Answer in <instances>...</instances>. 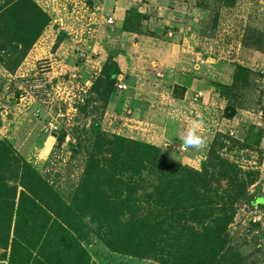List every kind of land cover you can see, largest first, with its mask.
I'll return each instance as SVG.
<instances>
[{"label": "rangeland", "instance_id": "1", "mask_svg": "<svg viewBox=\"0 0 264 264\" xmlns=\"http://www.w3.org/2000/svg\"><path fill=\"white\" fill-rule=\"evenodd\" d=\"M33 1L50 15L51 22L14 74L7 72L0 62V140L8 139L14 149L57 188L64 192L74 188L83 166L78 159H70L67 144L70 137L67 136L65 143L59 145L55 132H69L75 118L90 123L92 116L86 119L85 113L77 107L87 104V98H104L103 94L98 95L93 90L94 87L97 89L94 84L104 75L109 54L118 51L116 61L122 64L124 71L130 69V74L121 73L119 82L125 88L121 90V95L117 81V90L112 96L127 93L136 97L149 96L148 107L154 104L155 110L152 113L147 109L139 117L140 120L119 114L111 116L108 109L112 99L108 105L102 100L100 103L94 100L89 103L88 111H93L94 104L104 105L105 113L100 119L102 130L133 139L147 138L165 146L169 157L196 170H200L211 146L216 141L219 145L218 134L221 133L226 137L221 140L232 150L224 148L221 151L224 157L245 171L258 173L250 192L256 198L264 199V49L256 50L245 44L246 30L254 28L264 32V0H236L231 7L227 6L229 0H199V7L195 0H179L177 13H166L161 3L156 11L152 7L146 9L144 0H126V3L125 0H114L113 3L108 0L107 3L106 0V6L101 8H109V13L107 10L100 11L96 0L97 5L92 8L87 6V0ZM152 2L157 6L155 0ZM129 5L141 10L142 14H148L142 19H147L143 23L162 37L157 40L141 38L138 42L131 36L118 39L113 30L119 28L121 22L116 17L114 23L108 25L107 15H113L118 6L125 10ZM170 26H176L184 37L189 34L190 26L194 35L193 45L188 44L185 38L182 42L177 41L179 35L170 29L167 33ZM62 31L68 37L58 44ZM252 35L248 33L249 38ZM184 53L196 57L190 65L187 63L189 68H181V71L190 69L200 72L207 75L204 80L208 81L207 86L201 88L203 99L194 101L193 96L192 104L173 100L168 94L169 83L162 78V75L169 77L174 66L181 64ZM239 66L251 72L247 80L236 77L239 81L235 82L233 73L238 72ZM215 82L233 86L229 96L221 97L215 91ZM175 94L176 91H173L172 95ZM228 108L234 109L232 118L226 116ZM156 115L166 116L179 125L168 128L169 131L156 128L153 126ZM194 122L199 124L203 145L198 149L186 147L181 152L178 147H182V141L174 142V138L183 135ZM158 126L162 127L160 123ZM255 136L260 137L259 142L247 150L242 149L243 142ZM10 186L14 188L15 184ZM21 192L20 186L11 192L16 197V203ZM15 223L16 219L12 223L11 241L17 234L26 233L23 227L18 233L14 232ZM61 233L70 238V233ZM230 233L246 247V253H254L253 259L264 264V207L242 205ZM84 248L92 264H159L113 253L98 240L85 243ZM2 252L0 248V255ZM11 254L9 245L6 255L10 257Z\"/></svg>", "mask_w": 264, "mask_h": 264}, {"label": "trees", "instance_id": "2", "mask_svg": "<svg viewBox=\"0 0 264 264\" xmlns=\"http://www.w3.org/2000/svg\"><path fill=\"white\" fill-rule=\"evenodd\" d=\"M92 1L86 3L90 8L95 5ZM159 1L171 9L180 8L179 0ZM232 2L236 0H229L227 6ZM145 15L136 8L126 10L120 32L156 37L143 23ZM50 22V15L33 0L0 3V62L7 72L18 70ZM168 29L177 31L176 27ZM248 30L245 44L264 49V32ZM67 37L62 31L58 44ZM118 54H109L104 75L94 84L97 89L93 90L104 98L89 97L92 100L87 98V104L77 107L93 120L88 124L75 118L69 132H55L59 145L70 137V159H78L83 166L74 188L66 192L57 188L8 139L0 140V248L4 251L0 262L92 264L84 244L93 239L113 253L159 264H263L230 233L238 209L242 205L264 207V199L250 192L258 173L245 171L224 157V148L232 151L221 140L225 135L218 134L219 145L216 141L211 146L196 170L169 157L164 147L102 130L100 119L105 111L99 103L108 105L113 99L121 75ZM250 72L239 66L233 79L247 80ZM213 86L221 97L229 96L233 88L219 82ZM175 89L174 97H183L186 89ZM94 100L99 103L88 111ZM226 112L229 118L234 116V109ZM259 139L247 138L242 149L251 148ZM13 183L22 188L18 203L11 195L16 188L10 186ZM85 217H89L87 222ZM14 219V232L23 227L26 233L11 241ZM61 231L70 233V238ZM9 245L10 257L6 255Z\"/></svg>", "mask_w": 264, "mask_h": 264}, {"label": "crops", "instance_id": "3", "mask_svg": "<svg viewBox=\"0 0 264 264\" xmlns=\"http://www.w3.org/2000/svg\"><path fill=\"white\" fill-rule=\"evenodd\" d=\"M96 1H98V3L100 4V7H99L100 11H104V12L106 10H107V12L109 11V8H107V9H105L106 7L101 8L103 6H106V4H105L106 0H96ZM113 1L114 0H110L109 2L113 3ZM152 1H154V0H149L150 3L147 2V1L145 2V4H146L145 6H147L146 9H148V7H149V9H151V7H152L153 10L156 11V10H158V6L163 4V7L165 8L166 13H168L169 11L177 13V11H176L177 9H171V8L168 7V5H166L165 3L160 2L159 0H155L156 3H158L157 6H155V4H153ZM93 2L95 3L94 0H93ZM107 3H108V0H107ZM124 3H126V0H125ZM185 4H187V3H185ZM95 5H97V3H95ZM112 6H115V5H112ZM112 6H109V7H112ZM130 7H132V6L129 5L128 8L126 7V9L123 10V8L120 9L119 6H118V7H116L115 12H113L114 14L113 15H107V17L108 16L111 17L113 19V23H114V18L116 19V17H118L117 19H119L120 22L122 23V21H123L122 18H124V14H125L126 10H128ZM191 10H194V9H191ZM139 11H141V10H139ZM110 12L112 13V11H110ZM120 15H121V17H120ZM146 15H148V14H146ZM187 21H188V23L190 22V20H187ZM191 24L192 23L190 22L189 25H191ZM171 27L175 28L176 26L175 27L174 26H170V28ZM120 28H121V26L119 28H115L113 30V34L116 35V37H118V39H120V38L124 39V37L128 38V37L131 36V37H133L135 42H138V40L141 39V38L143 40H145V39L157 40L156 38L161 37L156 31H152V32L157 33L159 36L157 35L156 37H154V36L152 37V35H148V34H143L142 35V34H135V33L120 32ZM168 30L169 29L167 28V32H168ZM176 30L177 31H175V33L179 35L178 36L179 38L177 39V41L182 42V38H185V40L188 42V44L193 45L192 44L193 43L192 39H193L194 35H193V29L190 26H189V30L190 31H189V34L187 35V37L182 36L181 33L179 32V29L177 27H176ZM160 32H161V30H160ZM184 35L186 36L185 32H184ZM147 41H150V40H147ZM134 45L137 46V43H134ZM197 54L198 53H196V55ZM182 57H183V59L180 58L181 61L179 59L181 64L174 66V70L171 72L172 74H170L169 77L167 75H162L163 76L162 78L164 79L165 83H169V85H168V92L169 93L168 94H170L172 96L173 100H175L178 103H182V102L185 103L187 101V102H190L192 104V103H194L192 101L193 96L197 92L203 91L201 88L207 86L208 81L204 80L207 75H203L200 72L197 73V72L192 71L190 69H188V71H181V68H184V67L189 68V66H186L187 63H188V65H190V62L193 61L196 56L193 57L192 54H188V53L185 54L184 53L182 55ZM180 62H177V63H180ZM118 64H119L121 73L130 74L129 73L130 69H127L126 71H124V69L122 68V64L120 62H118ZM193 66L195 68V65H193ZM138 73H140V72H138ZM138 75H141V73L138 74ZM121 76H122V74L120 76H118L119 79L122 78ZM176 86H179L182 89H186L185 94L183 95V97L175 98L172 95L173 91L177 92V90L175 89ZM157 91H159V90H157ZM124 96L125 97H123V96L122 97H120V96L113 97L112 103H111V105L109 107L110 109H108V110H110L109 114L111 116H118V114H119V115H126V116H129L131 118L132 117L133 118H137L138 120H140L139 117H141V114H145L147 109L150 110L152 113L155 110V105L154 104H152L151 106L149 105V107H148L149 96H143V97H138L137 96L136 97V95L133 96L132 93H127ZM156 117H157V120H155L153 122V126H155L156 128L158 127L159 129H161V128L162 129H168V128L172 129V127H176L177 125H179L176 121L168 120V118H166V116L162 117V116L156 115ZM159 123L161 124L162 127L158 126ZM167 131H169V129ZM132 138H134V137H132ZM138 138L143 140V141H146L148 143H152V144L160 146V147H165V146H162L161 144H155L152 141L150 142L147 138L146 139L141 138V137H138ZM174 140H175L174 142H178L179 139L178 138H174Z\"/></svg>", "mask_w": 264, "mask_h": 264}, {"label": "clouds", "instance_id": "4", "mask_svg": "<svg viewBox=\"0 0 264 264\" xmlns=\"http://www.w3.org/2000/svg\"><path fill=\"white\" fill-rule=\"evenodd\" d=\"M199 124L194 122L190 127H187L184 134L179 136L178 139L182 141V146L187 148H200L203 145V139L199 135ZM87 222L89 217L84 218Z\"/></svg>", "mask_w": 264, "mask_h": 264}, {"label": "built area", "instance_id": "5", "mask_svg": "<svg viewBox=\"0 0 264 264\" xmlns=\"http://www.w3.org/2000/svg\"><path fill=\"white\" fill-rule=\"evenodd\" d=\"M111 23H113V19H112L111 17H108V19H107V21H106V24L110 25ZM117 87H118L119 90H122V89L125 88V86H124L121 82H119V83L117 84ZM203 97H204V92H203V91H199V92H197V93L194 95L193 100H194V101H200L201 99H203ZM52 129H53V127H52ZM55 129H56V128H55ZM178 149H179V150H186V147L182 146V147H178Z\"/></svg>", "mask_w": 264, "mask_h": 264}]
</instances>
